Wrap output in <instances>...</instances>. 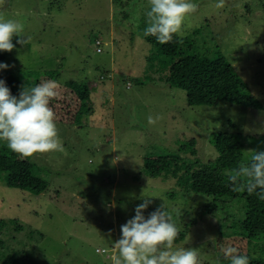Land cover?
<instances>
[{
  "label": "rangeland",
  "instance_id": "rangeland-1",
  "mask_svg": "<svg viewBox=\"0 0 264 264\" xmlns=\"http://www.w3.org/2000/svg\"><path fill=\"white\" fill-rule=\"evenodd\" d=\"M192 2L198 9L186 18L180 36L191 35L196 53L228 59L264 105V0H225L222 9L214 7L218 0ZM148 10L149 0H0V18L23 23V34L31 38L21 46L13 37L8 70L22 77L59 71L50 107L64 151L32 157L49 182L47 190L36 195L0 179L1 247L22 264H112L121 225L145 197L157 206L165 202L180 229L196 218L174 243L197 249L200 264H216L219 248L238 243L227 239L237 234L231 213L240 214L242 204L200 216L197 208L208 199L180 194L176 179L185 159L215 157L210 139L221 129L236 131L230 121L244 133L264 132V111L226 101L189 105L186 91L166 82L168 55L143 35ZM96 68L104 71L99 81L92 76ZM86 78L95 106L78 119L70 108L76 92L68 82ZM149 115L161 119L149 125ZM192 139L191 149H179ZM165 156L159 177L144 176L146 158ZM251 249L264 256L263 246Z\"/></svg>",
  "mask_w": 264,
  "mask_h": 264
},
{
  "label": "trees",
  "instance_id": "trees-1",
  "mask_svg": "<svg viewBox=\"0 0 264 264\" xmlns=\"http://www.w3.org/2000/svg\"><path fill=\"white\" fill-rule=\"evenodd\" d=\"M146 39L155 48L168 55L169 62L167 61L165 66L168 65L169 73L166 76V82L171 87L184 89L189 105L214 106L219 101H226L248 106L251 111L256 110L253 113L264 111V105L252 96L250 89H247L248 84L238 75L231 62L221 55L210 56L208 52L196 53L194 39L191 35L174 36L173 41L167 44L158 43L152 36H147ZM8 55L9 52L0 51V62L5 63ZM58 72L57 69L34 73L30 71L27 76L22 77L4 69L0 70V79L6 81L13 95L19 96L22 86L31 88L45 80L57 81ZM103 72L96 68L92 76L99 81L104 75ZM88 80L89 78H86V81L71 80L68 82L72 90L76 92V99L70 104V108L75 109L78 119L85 114H91L95 106ZM50 103L53 104V100ZM230 122L237 129L236 131L221 129L210 139L216 152L215 157L206 162L185 159L180 166L182 171L176 183L180 188V194L192 193L208 199L204 206L197 208L201 211L200 216L204 213H214L222 206H228L229 203L233 206L241 203L242 205L238 206V212L241 215L233 211L231 213L237 234L227 237V240L234 237L238 239L237 244L232 245L231 243L230 246L238 248L241 254L247 255L250 264H264V256H258L251 251L253 246L255 249L262 246L264 248V200L258 199L255 194L249 195L247 191H233L227 177L223 174L225 169L237 167L242 160L248 161L253 155V150H264V132H251L247 128L244 133L236 123ZM194 143L195 140L192 139L181 145L179 149L189 150ZM173 158L179 160L177 157ZM167 162L166 156L146 158L143 167L144 176L159 177ZM40 174L32 158H21L9 150L6 143L0 141V179L5 181L9 187L39 195L49 186V182ZM176 194L177 192H170L171 197H175ZM142 201L140 203H143ZM156 206L157 204L151 203L144 214L155 211L159 207ZM173 220L176 221L174 216ZM195 222L196 218L193 217L191 221L184 223L175 242L182 240ZM2 245L3 243L0 242V264H22L13 253L9 255L1 247ZM221 249L216 251V264H230V261L223 257Z\"/></svg>",
  "mask_w": 264,
  "mask_h": 264
},
{
  "label": "clouds",
  "instance_id": "clouds-1",
  "mask_svg": "<svg viewBox=\"0 0 264 264\" xmlns=\"http://www.w3.org/2000/svg\"><path fill=\"white\" fill-rule=\"evenodd\" d=\"M149 4L143 35L155 37L160 44L182 35L186 18L198 9L192 0H149ZM224 6L225 0H218L214 5L216 9ZM23 33V23L0 18V51L11 53L16 48L12 42L14 36L19 37L17 43L21 46L29 45L31 38ZM9 67L0 62V70ZM58 87L57 81L45 80L35 87L22 86L19 96H15L6 81L0 79V141L21 158L64 151L55 113L50 107V101L58 95ZM160 119V116L147 117L149 125H155ZM223 174L233 191H247L264 200V150H253L248 161L242 160L237 167L225 169ZM151 198H143V203L135 209V216L121 225V237L112 244V264H200L197 249L175 247L180 228L165 202L145 217ZM95 251L99 255L103 249L98 247ZM221 252L230 264H250L248 256L236 247H225Z\"/></svg>",
  "mask_w": 264,
  "mask_h": 264
},
{
  "label": "built area",
  "instance_id": "built-area-1",
  "mask_svg": "<svg viewBox=\"0 0 264 264\" xmlns=\"http://www.w3.org/2000/svg\"><path fill=\"white\" fill-rule=\"evenodd\" d=\"M96 44H97V46H98V47H97L98 50L100 51V47H99V46H100V44H101V41H100V40H97V41H96Z\"/></svg>",
  "mask_w": 264,
  "mask_h": 264
}]
</instances>
